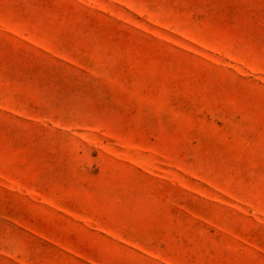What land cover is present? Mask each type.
Listing matches in <instances>:
<instances>
[{
    "label": "rangeland",
    "instance_id": "1",
    "mask_svg": "<svg viewBox=\"0 0 264 264\" xmlns=\"http://www.w3.org/2000/svg\"><path fill=\"white\" fill-rule=\"evenodd\" d=\"M0 264H264V0H0Z\"/></svg>",
    "mask_w": 264,
    "mask_h": 264
}]
</instances>
